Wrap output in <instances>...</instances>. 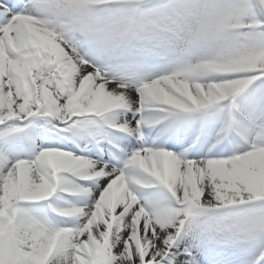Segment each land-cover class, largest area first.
<instances>
[{
  "label": "snow or ice",
  "instance_id": "6c2138e0",
  "mask_svg": "<svg viewBox=\"0 0 264 264\" xmlns=\"http://www.w3.org/2000/svg\"><path fill=\"white\" fill-rule=\"evenodd\" d=\"M0 264H264V0H0Z\"/></svg>",
  "mask_w": 264,
  "mask_h": 264
}]
</instances>
